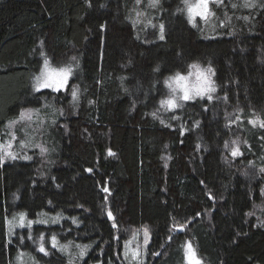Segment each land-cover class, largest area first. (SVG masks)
<instances>
[{
	"label": "trees",
	"instance_id": "16d2710c",
	"mask_svg": "<svg viewBox=\"0 0 264 264\" xmlns=\"http://www.w3.org/2000/svg\"><path fill=\"white\" fill-rule=\"evenodd\" d=\"M151 1L0 0V144L22 111L38 138L27 159L0 146V264L18 261L16 209L64 215L76 264H121L140 227L141 264H186V240L198 264H264V0H215L194 22L186 0ZM43 56L79 61L64 91L30 92ZM193 65L214 72L212 94L168 111V80Z\"/></svg>",
	"mask_w": 264,
	"mask_h": 264
},
{
	"label": "rangeland",
	"instance_id": "374dc122",
	"mask_svg": "<svg viewBox=\"0 0 264 264\" xmlns=\"http://www.w3.org/2000/svg\"><path fill=\"white\" fill-rule=\"evenodd\" d=\"M158 0H152V6L157 3ZM215 0H186L185 12L188 19L191 22L203 21L208 16L211 17L212 12L209 11L210 5ZM139 5V4H138ZM146 11L140 9L137 11L138 21L145 20V16H151L153 18L151 10ZM147 19L149 27L154 25L153 21ZM43 62L37 72L33 73L31 78V91L37 93L39 91H64L70 83V81L79 74L80 63L72 58L71 61L61 64H53L50 59L43 56ZM214 72L209 67H202L200 65H193L184 73L177 74L168 80L169 94L164 101V107L168 111L177 110V108L184 102L194 99V97L203 95H211L214 86ZM74 93L78 92V88L73 89ZM32 114L29 111H22L16 120L8 124L7 130L9 137L6 136V140L0 144L1 156L3 161L13 160L17 157V150L19 144L22 147L21 158L27 159L28 150L35 147L36 138L35 135H31L28 131L31 127ZM39 127L43 125L42 119H37ZM44 122H49L44 119ZM257 122L261 124L260 120ZM254 123V122H253ZM15 128H18L20 134L23 133L24 139L20 140L17 134L14 132ZM19 141V142H18ZM24 147V148H23ZM41 143H38V148H43ZM41 216L31 218L24 210L16 209L10 213L7 219V235L9 237H18L21 243V249L19 251V257L17 264H43L39 261V255L47 256L48 253L56 260H59L60 254L66 252L70 254L66 260L67 264H76L78 260H81L86 256L85 249L80 248L78 241L66 242L61 240L59 234L63 235L66 228L62 226L61 221L64 219V215L61 213L54 214L55 216H49L51 214L41 213ZM107 215H112L107 213ZM111 217V216H110ZM59 226L58 228H51L52 226ZM43 227V228H38ZM149 229L146 227H140L131 229L129 232H124L127 236L124 242L123 259L121 264H141L146 257L145 250H147V244L149 243ZM184 244V259L186 264H198L199 258L196 256L194 246L190 241L186 240ZM76 249L77 251H70V249ZM54 252L57 254L55 255ZM56 256V257H55ZM38 257V258H37ZM64 261V264H66Z\"/></svg>",
	"mask_w": 264,
	"mask_h": 264
}]
</instances>
